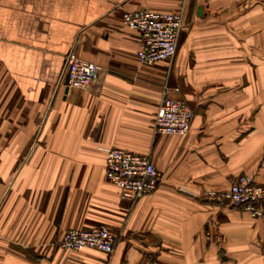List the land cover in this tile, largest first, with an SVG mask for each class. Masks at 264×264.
<instances>
[{"label": "crops", "instance_id": "crops-1", "mask_svg": "<svg viewBox=\"0 0 264 264\" xmlns=\"http://www.w3.org/2000/svg\"><path fill=\"white\" fill-rule=\"evenodd\" d=\"M182 0H0V264H264V217L202 198L239 175L264 185V0H186L169 62L143 66L125 13ZM73 52L100 70L64 82ZM189 133L155 134L165 96ZM116 148L160 174L134 205L104 175ZM106 226L113 252L63 251L68 230Z\"/></svg>", "mask_w": 264, "mask_h": 264}, {"label": "built area", "instance_id": "built-area-1", "mask_svg": "<svg viewBox=\"0 0 264 264\" xmlns=\"http://www.w3.org/2000/svg\"><path fill=\"white\" fill-rule=\"evenodd\" d=\"M185 5L186 0H182L180 9L175 12L145 10L122 16V25L138 33L139 46L135 56L139 64L152 66L173 59L184 26ZM99 70L97 65L79 59L73 52L65 57L63 75L68 76L67 83L72 88H85ZM168 92L165 88V96L156 109L154 132L183 137L189 133L193 110L186 101L168 97ZM104 175L118 188L120 199L130 205L155 191L160 181V174L148 156L116 148L105 153ZM202 198L230 208H242L253 218L264 217V185L255 183L249 175L237 176L225 191L206 190ZM114 244L115 236L101 225L88 231L68 230L57 246L63 251L94 249L110 255Z\"/></svg>", "mask_w": 264, "mask_h": 264}, {"label": "water", "instance_id": "water-1", "mask_svg": "<svg viewBox=\"0 0 264 264\" xmlns=\"http://www.w3.org/2000/svg\"><path fill=\"white\" fill-rule=\"evenodd\" d=\"M64 82L67 84V82H68V76L65 74L64 75Z\"/></svg>", "mask_w": 264, "mask_h": 264}]
</instances>
